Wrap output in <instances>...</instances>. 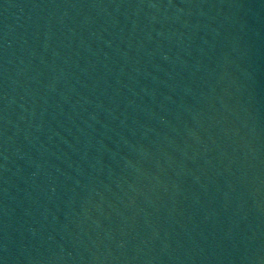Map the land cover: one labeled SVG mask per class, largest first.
<instances>
[{
    "label": "water",
    "instance_id": "obj_1",
    "mask_svg": "<svg viewBox=\"0 0 264 264\" xmlns=\"http://www.w3.org/2000/svg\"><path fill=\"white\" fill-rule=\"evenodd\" d=\"M0 264H264V0H0Z\"/></svg>",
    "mask_w": 264,
    "mask_h": 264
}]
</instances>
